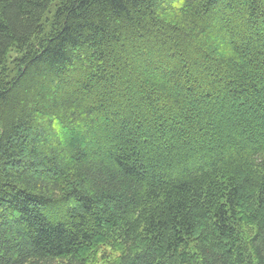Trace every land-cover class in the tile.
<instances>
[{
    "label": "trees",
    "instance_id": "1",
    "mask_svg": "<svg viewBox=\"0 0 264 264\" xmlns=\"http://www.w3.org/2000/svg\"><path fill=\"white\" fill-rule=\"evenodd\" d=\"M0 264H264V0H0Z\"/></svg>",
    "mask_w": 264,
    "mask_h": 264
}]
</instances>
